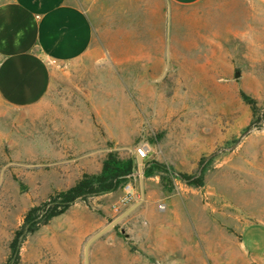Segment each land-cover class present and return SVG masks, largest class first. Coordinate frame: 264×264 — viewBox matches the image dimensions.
Returning <instances> with one entry per match:
<instances>
[{
    "label": "rangeland",
    "instance_id": "obj_1",
    "mask_svg": "<svg viewBox=\"0 0 264 264\" xmlns=\"http://www.w3.org/2000/svg\"><path fill=\"white\" fill-rule=\"evenodd\" d=\"M79 2L89 53L50 63L41 103L0 99V264H84L88 240L140 199L137 163L48 222L29 212L143 147L145 201L90 264H260L243 233L264 227V0Z\"/></svg>",
    "mask_w": 264,
    "mask_h": 264
},
{
    "label": "crops",
    "instance_id": "obj_2",
    "mask_svg": "<svg viewBox=\"0 0 264 264\" xmlns=\"http://www.w3.org/2000/svg\"><path fill=\"white\" fill-rule=\"evenodd\" d=\"M171 1L192 5L200 0ZM94 33L79 0H0V99L21 108L41 103L52 84L50 63L84 57L91 50ZM126 198L132 201L134 193H127L122 201ZM117 209L115 213L122 210ZM243 240L264 264V227L249 225Z\"/></svg>",
    "mask_w": 264,
    "mask_h": 264
},
{
    "label": "trees",
    "instance_id": "obj_3",
    "mask_svg": "<svg viewBox=\"0 0 264 264\" xmlns=\"http://www.w3.org/2000/svg\"><path fill=\"white\" fill-rule=\"evenodd\" d=\"M243 98L250 104L255 103L246 95H243ZM135 159L124 162L118 159L117 154L110 153L104 161L100 174L85 176L68 191L52 196L48 202L44 203L43 207L32 209L28 214V221L41 210L45 212L44 222H48L50 219L66 212L80 198L115 191L132 178L137 163ZM149 174L150 172L147 173V175Z\"/></svg>",
    "mask_w": 264,
    "mask_h": 264
},
{
    "label": "water",
    "instance_id": "obj_4",
    "mask_svg": "<svg viewBox=\"0 0 264 264\" xmlns=\"http://www.w3.org/2000/svg\"><path fill=\"white\" fill-rule=\"evenodd\" d=\"M137 167H138V176L140 183V199L136 201L133 205L123 211L118 217L106 225L103 229L93 235L87 242L84 253V264H90V251L91 247L95 242L103 238L107 233L119 225L122 221L127 219L131 214H133L145 201L146 198V188H145V179H144V169H143V158L139 155H135Z\"/></svg>",
    "mask_w": 264,
    "mask_h": 264
},
{
    "label": "built area",
    "instance_id": "obj_5",
    "mask_svg": "<svg viewBox=\"0 0 264 264\" xmlns=\"http://www.w3.org/2000/svg\"><path fill=\"white\" fill-rule=\"evenodd\" d=\"M136 154H139L143 158V160L146 159L147 156H148V152L146 151L145 147L137 149ZM132 190H133L132 186L130 184H127L126 185V191L128 193H131ZM130 202H131V199L130 198H126L123 201L124 205L125 204H128ZM119 210H120V207L117 209V211H119Z\"/></svg>",
    "mask_w": 264,
    "mask_h": 264
},
{
    "label": "bare ground",
    "instance_id": "obj_6",
    "mask_svg": "<svg viewBox=\"0 0 264 264\" xmlns=\"http://www.w3.org/2000/svg\"><path fill=\"white\" fill-rule=\"evenodd\" d=\"M145 149H146V151L148 150V148H147V147H145Z\"/></svg>",
    "mask_w": 264,
    "mask_h": 264
}]
</instances>
